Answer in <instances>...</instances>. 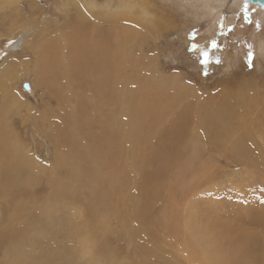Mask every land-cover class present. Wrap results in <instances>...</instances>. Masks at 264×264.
<instances>
[{"label":"rangeland","instance_id":"obj_1","mask_svg":"<svg viewBox=\"0 0 264 264\" xmlns=\"http://www.w3.org/2000/svg\"><path fill=\"white\" fill-rule=\"evenodd\" d=\"M96 1L104 14L128 0ZM146 2L154 28L124 44L111 93L93 95L96 113L83 116L73 105L86 100H61L35 64L44 40L57 39L64 55L77 2L0 0V81L11 85L10 93L0 83V128L24 162L19 177H5L17 185L0 192V225L15 208L20 264H225L233 247L264 264V11L243 0ZM108 25L101 20L103 37L96 27L100 38ZM154 75L185 93L146 84ZM71 110V132L93 147L116 127L107 117L119 123L110 152L123 153L95 157L97 180L87 168L69 178L58 161L77 146L67 136ZM165 147L167 157L156 156ZM57 180L67 194L53 188ZM170 213L176 218L164 222ZM169 220L185 231L172 232Z\"/></svg>","mask_w":264,"mask_h":264},{"label":"bare ground","instance_id":"obj_2","mask_svg":"<svg viewBox=\"0 0 264 264\" xmlns=\"http://www.w3.org/2000/svg\"><path fill=\"white\" fill-rule=\"evenodd\" d=\"M70 1L72 3L77 2L75 5L79 8L80 13L74 17L73 20H75V23L68 30L67 33L68 40L66 45L63 47L64 55L61 56L56 51L55 45L58 42L57 39L44 40L38 46L35 64L39 69H41L42 78L47 79V83L53 87L54 93L56 95H59L61 100H64L65 97L74 98L77 102L86 100L85 102L82 101L84 104H81L78 108L77 106L73 105L74 108H76L75 110L78 109L77 113L79 115L86 116L87 115L86 109L89 110L91 113L92 112L96 113V106L93 104L94 101L92 100V102H90V98L93 95L99 94L102 90L104 91L107 90L111 93L112 85L107 83L109 82V76L112 75L114 70H116L120 61L125 59L122 56L124 54H127L125 52L126 47L124 44H126L128 40L137 37L141 32V28L143 29L154 28L155 21L153 17L155 14L152 17L151 14L152 12L149 11V7L146 2L147 0H128L127 2L121 4H118L119 3L118 2L116 3V7L111 9V11L110 9H108L110 12L103 11L104 14H101L102 12L101 13L99 12L101 8L98 9L99 5L96 0H82V2H84L85 4V7L83 6V4L81 5L80 3L81 1L79 0H70ZM144 16H147V18H144ZM101 20L109 24L106 28V31H104V38H100V34L103 37ZM86 21L94 26L91 28H87L85 30L87 26ZM96 27L100 30V34ZM112 33H114V35L116 36V40H112ZM19 44L20 42H16L11 46V49L18 47ZM108 65L110 66L108 67ZM49 67H58L61 68V70H48L47 68ZM110 69H112V71L108 72V70ZM47 71H49V75L51 76L50 78L47 75ZM155 72L156 71H154V73ZM117 73L118 72H115V75H113L115 77L114 81L112 80V77L110 78L115 83V85L118 80ZM154 76L156 78L154 77L148 78L146 84L149 83L151 85H154L155 88H157L156 84L165 86L166 88L164 89H167L171 93L175 92L176 94H180V95L185 93L183 92L184 89H182L183 86L174 84L175 79L172 78L173 80H169L167 78H163L162 75H154ZM59 78H62L63 80L62 85H60V81H58ZM71 81H80L82 82V85L77 87L67 84L70 83ZM0 83L3 86L5 92L11 90V85L8 84L6 79L4 80L1 79ZM81 88L82 91L80 90ZM113 100H114L113 98L110 99L112 103ZM56 102H58V100H56ZM142 103L144 104L143 99H142ZM68 104L69 106L71 105L70 103ZM75 110H71L70 112L68 111L69 113L67 114V116H65L66 117L65 119H66V124L69 128V132H67L68 133L67 136L70 137L71 141L77 146L75 147V150L71 149L69 154H62V156H59L58 161L69 168L70 171L67 173L69 178L72 177L73 174H75L78 170L82 168L89 169L91 172V176L95 178L97 177V175H99V172L95 167H97L98 166L97 164L100 163V159H97L95 157L101 158V156H106L107 158H109L108 155L110 156L114 154L116 155L118 152L120 154L123 153L121 151L110 152L112 151L111 140H113L117 135H122L121 131L117 130L120 128L118 127L119 123L117 122V120L115 121L112 117L109 118L107 117L106 118L107 122L105 123L107 124L116 123L115 124L116 127L114 129L106 127L107 130L105 129L102 132L100 138H98L96 146L93 147V145L90 146L89 144H84L83 139L80 136L77 135L76 137L73 131L71 132V125H72L71 122H73L74 128L77 126V121L74 118V115L76 116ZM121 110H122L121 112H123V109ZM204 112L210 113L211 111L209 108H206L204 109ZM115 130L119 131L120 134H116L113 136ZM106 139L109 141V144H105L107 146H102V143ZM100 146H102L103 148L102 152L104 154L98 153L99 151H97V147ZM118 146H121L120 142ZM167 147H165V154H161V152L157 149L156 156H161L162 158L167 157L168 155ZM103 150H107V151H103ZM18 152H19V148L17 144L14 142L11 134L0 128V192H3L8 186L17 185L14 184V181L6 182L7 180L5 181V177L7 175H12V178L15 179V177H17L20 174L19 172L22 169L24 162L15 161L13 159L14 155ZM52 186L53 188H56V190H58L61 194L68 193V186L67 183L64 181L57 180L55 183L52 184ZM103 200L105 205L106 198L104 197ZM94 208L95 206H93V209ZM170 216H172V213L164 214L163 217L164 222ZM143 217L144 216H142L141 218ZM170 218L175 219L176 215H173ZM9 219L11 221L10 224H6L5 227H2L0 225V264H20L19 261L20 247H18V245H20V240H19L17 224H16L15 208L11 210ZM96 219L98 218L95 217L94 220ZM169 221L171 223H168L169 224L168 226L169 228L172 229V232L178 231L179 229L185 231L186 226L184 227L183 226L184 224L182 225L181 220L179 221L169 220ZM16 238L18 239L17 241ZM231 252L235 253V256L233 259L231 258L223 259L222 261L225 262V264H252L253 261H256V260L246 259L242 251L237 250L234 247L233 249H231ZM260 262L262 263L261 258L258 261V263ZM202 263L208 264L209 262L202 261Z\"/></svg>","mask_w":264,"mask_h":264},{"label":"water","instance_id":"obj_3","mask_svg":"<svg viewBox=\"0 0 264 264\" xmlns=\"http://www.w3.org/2000/svg\"><path fill=\"white\" fill-rule=\"evenodd\" d=\"M246 3L253 4L260 10L264 11V0H243Z\"/></svg>","mask_w":264,"mask_h":264},{"label":"snow or ice","instance_id":"obj_4","mask_svg":"<svg viewBox=\"0 0 264 264\" xmlns=\"http://www.w3.org/2000/svg\"><path fill=\"white\" fill-rule=\"evenodd\" d=\"M203 55H204L205 61H206V59H207V53L205 52Z\"/></svg>","mask_w":264,"mask_h":264}]
</instances>
